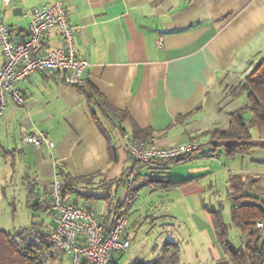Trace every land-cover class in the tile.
Listing matches in <instances>:
<instances>
[{
	"label": "crops",
	"instance_id": "obj_1",
	"mask_svg": "<svg viewBox=\"0 0 264 264\" xmlns=\"http://www.w3.org/2000/svg\"><path fill=\"white\" fill-rule=\"evenodd\" d=\"M54 1L70 10L76 53L89 62L82 75L84 88L93 87L127 114L122 120L125 130L113 128L97 101L65 83L63 73L35 71L16 83L26 105L9 97L0 119V182L7 186L15 179L21 184L29 217L40 213L53 218L52 231L58 215L48 207L58 165L75 176L97 175L96 184L80 191L95 195L98 212L97 205L105 203L106 214L117 198L124 202L128 196L125 185L114 183L132 163L123 133L132 136L140 130L164 148L197 139L201 155L169 166L154 164L158 170L141 169L149 174L168 167L171 179L182 184L171 191L143 188L130 207L127 234L132 240V231L150 221L174 223L171 239L181 246V264H232L210 211H221L231 243L239 250L245 238L232 220L229 182L241 176L246 194L253 196L245 203L264 205V129H253L257 146L238 155L214 146L211 134L228 131L230 115L249 106L241 85L264 60V0H0V15L14 40L28 38L26 11ZM61 44L58 28L46 32L44 50ZM4 63L0 47V69ZM247 118L253 119L249 111ZM32 134L47 135L48 145L26 143L24 136ZM103 179L107 191L99 187ZM179 214L183 222L189 218L182 234L175 227ZM115 258L121 263L122 256Z\"/></svg>",
	"mask_w": 264,
	"mask_h": 264
},
{
	"label": "trees",
	"instance_id": "obj_2",
	"mask_svg": "<svg viewBox=\"0 0 264 264\" xmlns=\"http://www.w3.org/2000/svg\"><path fill=\"white\" fill-rule=\"evenodd\" d=\"M241 87L247 92L249 106L246 109L236 111L230 115L231 122L228 131H215L211 134L214 140L213 145H222L228 155L245 154L255 148L257 145L253 143L252 130L257 129L262 132L264 129V60L259 62L256 68L245 78ZM78 88L81 92L97 101L98 106L110 119L113 128H117L120 131L125 130L122 125V120L127 116L126 113L115 109L105 99L100 97V94L93 87H88L87 85V88ZM248 111L253 114L252 120H248L247 118ZM99 126L105 130L100 123ZM105 132L109 134V131L106 130ZM144 134V132L136 130V134L132 135V137L152 142L148 140ZM112 150L113 157L115 158L114 149ZM201 150L202 147H198V149L181 157L159 159L154 163H141L127 154L129 160L132 162L131 166L126 168L119 178L115 179L114 183L120 186L125 185L128 189L127 179L133 175L132 185L128 189L126 200L121 202V199L117 198L114 202V206H109L111 207L109 208L110 211L106 214H100L96 211V207L92 201V198L95 196L94 194L87 195L80 191L81 188H88L90 185L96 184L95 179L97 175L88 177L75 176L64 172L62 167L58 165L57 176L63 180L62 194L64 198L67 201L83 205L89 209H95L101 223L104 225L105 234H108L115 221L120 216L126 215L129 221L130 207L135 199L139 197V192L143 188L154 187L156 190L171 191L182 184L180 181H173L171 179L168 174V167L163 168V170L166 171L159 173L151 172L149 174H142L140 172L141 169L148 168L153 171L154 169L158 170L160 168H152L154 164L157 166L162 164L169 166L182 163L199 155ZM229 183V196L233 201L232 220L239 229L241 235L245 238V242L239 250L233 247L229 238V228L223 221L220 210L210 211L213 225L217 231L218 241L228 254L232 264H264V243L261 246L264 239V228L257 227L258 222L264 224V205L253 200L249 203H245L244 199L246 197L253 196L246 194V184L241 176H232ZM99 187H101L103 191H107L108 182L103 179L100 181ZM81 196H84L83 199H79ZM97 199L99 200V198ZM31 208L33 207L31 206ZM52 208L53 205L52 207L51 205L48 207L49 210ZM51 212L55 213L53 210H51ZM34 230L38 232L37 228ZM25 231H29V229H25L23 232ZM127 231L128 225L126 234ZM38 233L39 236L37 238L24 244L22 240L18 238L21 234L13 235L0 229V264H54L55 253L57 252L50 239L51 231L48 230L47 233ZM181 251L180 244L168 240L161 245L159 253L152 258L148 260L135 258L131 260L129 264H181ZM124 253H116L112 264H121L115 260V256L118 255V257L121 258ZM60 254L64 255L66 253Z\"/></svg>",
	"mask_w": 264,
	"mask_h": 264
},
{
	"label": "built area",
	"instance_id": "obj_3",
	"mask_svg": "<svg viewBox=\"0 0 264 264\" xmlns=\"http://www.w3.org/2000/svg\"><path fill=\"white\" fill-rule=\"evenodd\" d=\"M10 1L4 0L5 4ZM25 15L30 18L29 35L22 41L14 40L11 29L0 15V47L5 55L4 66L0 69V119L8 106L9 97L18 105H26V99L16 88V83L26 80L35 71H58L63 73L65 83L86 86L82 75L89 62L76 53V28L70 21V10L61 1H54L26 11ZM52 28L60 30L62 44L44 50V37ZM122 135L127 154L141 163L178 158L199 147L197 139L164 148L127 133ZM24 140L37 148L49 143L45 134L25 135ZM132 181L133 175L127 179L129 188ZM62 186L63 180L56 175L50 185L53 210L58 215L57 225L50 234L56 252L68 254L72 264H112L114 255L126 252L131 245L126 234L128 218L120 216L110 232L105 234L98 213L67 201L62 194ZM257 227L264 228V224L258 222Z\"/></svg>",
	"mask_w": 264,
	"mask_h": 264
},
{
	"label": "rangeland",
	"instance_id": "obj_4",
	"mask_svg": "<svg viewBox=\"0 0 264 264\" xmlns=\"http://www.w3.org/2000/svg\"><path fill=\"white\" fill-rule=\"evenodd\" d=\"M1 172L0 165V177L3 176V173ZM5 186L6 184L0 182V229L13 235L21 234L18 238L19 240H22L24 244L37 238L39 236L38 232L47 233L53 218H50L44 213L43 216L42 214L37 213L35 216L29 217V211L25 199V192H27L26 189H23L21 184L19 185L16 183L15 179L13 183H9L6 187ZM104 205H97L99 212L101 211L100 214H104L107 211V205L105 209ZM166 208L171 207H168L167 205ZM182 216L183 215L179 214L178 221L175 219V227L180 234H182L189 225V222L187 221L189 218L186 216L187 219L183 222L181 221ZM43 219L46 221L43 222ZM170 224L171 225L165 226L162 224L153 225L150 221L144 224L142 223L136 231H132L133 238L131 240V246L123 254L121 264H129L130 261L133 260V257L148 260L158 254L161 245L167 240H172L171 236L175 230L172 227L174 223ZM35 228L38 229V232L34 230ZM25 229H29V231L23 232ZM54 260V264L63 263V255L55 253ZM184 261L185 258L183 262ZM63 264H71L67 255H65Z\"/></svg>",
	"mask_w": 264,
	"mask_h": 264
},
{
	"label": "water",
	"instance_id": "obj_5",
	"mask_svg": "<svg viewBox=\"0 0 264 264\" xmlns=\"http://www.w3.org/2000/svg\"><path fill=\"white\" fill-rule=\"evenodd\" d=\"M263 243H264V239H263V242H262L261 246L263 245Z\"/></svg>",
	"mask_w": 264,
	"mask_h": 264
}]
</instances>
